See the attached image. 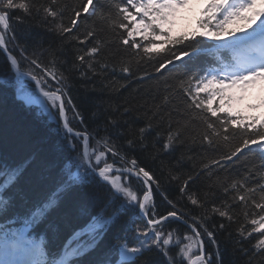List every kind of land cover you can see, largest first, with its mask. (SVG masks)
<instances>
[{"label": "snow or ice", "instance_id": "obj_1", "mask_svg": "<svg viewBox=\"0 0 264 264\" xmlns=\"http://www.w3.org/2000/svg\"><path fill=\"white\" fill-rule=\"evenodd\" d=\"M190 3L191 0H119L108 4L106 0H80L72 9L68 25L58 27L61 34H69L78 27L82 16L110 20L114 9L119 20L114 26L122 30L121 44L131 50L133 57H139L125 62L128 66L121 68L123 73L135 74L132 63L136 65L135 71L142 72L140 79L152 78L151 73L141 69L142 63L151 65L156 73L171 70L168 66L184 69L176 73L180 78L177 90L188 102L189 111L204 114L201 117L204 124L202 143L219 150L220 142L228 141L236 129L247 137H242L230 151L212 161L219 166L221 161L228 164L238 158V154L251 145L264 150V114L244 115L232 109L234 100L243 99L234 90L246 92L250 86L264 85V0H207L199 21L203 30L173 36V17ZM65 10L57 0H45L40 5L33 0H0V51L6 54L10 76L4 84L14 87L15 99L26 107L37 106L41 115L47 112L49 118L55 120L56 134L67 145L58 160L39 165L35 154L20 161H9L0 156V264H137L139 258L153 248L164 257L165 264H215L211 259L215 253L205 252L204 238L216 245V252H219L216 229H223L224 225L209 226L210 217L203 213L190 216L172 210L155 216L153 188L158 191L160 181L141 166L136 156L129 158L138 144L143 145L145 134L152 130L151 125L140 128L139 136L124 139L123 144L117 143L123 138L121 136L117 140H113L110 133L99 136L100 131L107 133V128L98 129L93 134L84 124V117L76 110L71 97L66 95L65 87L46 90L50 87L47 82L31 72H22L20 60L11 55L7 44H16L10 24L14 11L24 13V16L15 18L16 23H24L32 13L39 15L41 12L47 23L49 18L62 17ZM94 35L89 31L84 40L80 41L78 37L77 40L85 43ZM19 50L21 59L41 68L43 76L50 77L58 85L63 83V76L58 79L54 70L25 56L23 48ZM209 50L215 54L213 63L198 65L199 58ZM98 51L99 45H96L86 54H97ZM223 51L233 54L230 60L220 55ZM77 59L83 64V55ZM51 63L54 65L55 61ZM88 67L90 69L91 65ZM24 76L34 81L39 95L20 86ZM202 95L204 100L200 99ZM164 99L167 101L168 98ZM68 105H71L73 119L79 121L83 130L69 126ZM262 107L264 97L259 103L248 105L250 109ZM221 115L226 118L221 119ZM212 117L216 118L215 121H211ZM107 123L113 122L109 120ZM234 125L236 129L229 132ZM180 135L169 131L164 149L170 151ZM90 140L93 143L90 144ZM198 176V173L188 174L179 191L181 197H186L193 206L203 208L197 194H189L188 186L194 184ZM230 187L237 189V182ZM227 191L226 188L225 193ZM247 191L252 195L233 199L244 203L257 218L249 221V213H245V223L240 224L237 234L242 240L257 235L259 239L252 249L261 254L264 253V184L259 186L260 203L254 198L256 189ZM167 203L175 209L172 201ZM73 206L80 223L65 233L61 221L68 218V209ZM137 210L144 218L145 228L143 231L133 228L136 242L129 245L128 238L119 233L109 239L121 217ZM211 211L234 222L229 214L231 205L226 202H222L221 207L213 204ZM185 216L192 220L191 224L183 220ZM169 220L183 222L192 235L180 237L176 231L165 233L163 225ZM246 225L250 230H246ZM173 248L177 249L175 254H171ZM241 251L247 253L246 249Z\"/></svg>", "mask_w": 264, "mask_h": 264}, {"label": "trees", "instance_id": "obj_2", "mask_svg": "<svg viewBox=\"0 0 264 264\" xmlns=\"http://www.w3.org/2000/svg\"><path fill=\"white\" fill-rule=\"evenodd\" d=\"M33 2L40 5L45 0H33ZM57 2L66 9L65 14L56 20L49 18L47 23L42 12L39 15L32 13L30 17L25 18L24 23L15 22V18L24 16V13L21 11L12 13L10 24L12 32L15 33L16 44L9 43V45L14 47L13 53L19 57L18 50L23 48L25 56L35 59L45 68L54 70L58 79L60 76L64 77L60 85L50 77L46 78L53 84L54 89L66 88V95L71 97L76 110L84 117V124L93 134L98 129L107 128L108 132L100 131L99 136L110 133L113 140L121 136L123 138L117 140V143L123 144L124 139L139 136L138 130L150 124L152 130L145 134L143 145L138 144L136 150L129 154V158L136 156L141 166H145L146 170H150L160 181L159 190L153 188L152 202L155 205V216L159 217L172 210H180L189 213L190 216L203 213L210 217L209 226L224 225L223 229H216L219 252H216V245L204 238L207 253H215L211 257L215 264H249L250 261L251 264H264V253L257 254L252 249V245L259 237L254 235L242 240L237 234L240 224L245 223V213H249V221L257 217L251 215L244 203L233 199L240 195H252L247 191L252 188L256 189L254 195L256 202H262L259 199V186L264 184V150L258 145H251L228 164L221 161L219 166L214 165L212 161L218 160L225 152L230 151L242 137H247L234 125L229 129V132L236 129L234 135L230 136L228 141H221L219 150H213L202 143L204 124L201 117L204 114L199 111H189L188 102L177 90L180 78L176 73L184 69L168 66L171 70H161V73H156L151 65L142 63L141 69L151 73L152 78L140 79L142 72L135 71L136 65L132 63L131 67L135 74L123 73L121 68L128 66L125 62L135 61L139 57H133L130 54L131 50L125 49L121 44L122 30L114 26L119 23L115 10L113 9L110 20L82 16L77 28L69 34H61L58 26L68 25L72 17V9L79 5L80 0H57ZM118 2L119 0H106L108 4ZM89 31L95 33L94 37L89 38L85 43H80L77 37L82 41ZM185 32H189L186 27L184 30H175L172 35L179 36ZM96 45H99L97 54H86ZM80 55L84 56L83 64L77 59ZM214 55H212L213 61ZM52 61H55L54 65ZM210 61L211 58L204 55L199 58L198 65L208 64ZM88 65H91L90 69ZM8 66L6 55L0 51V77L9 75ZM23 70L42 73L41 68L38 69L28 62H24ZM168 89L170 90L166 91ZM165 97L168 98L167 101ZM200 99L204 100L205 97L202 95ZM126 109L128 111H125ZM67 116L69 124L74 129L83 130L79 121L73 119L71 105H68ZM225 118L221 115V119ZM215 119L212 117L211 121ZM109 120L113 122L110 125L107 123ZM55 128V121L46 113L41 115L37 106L26 107L15 99L14 87L0 83V156L9 161H20L35 154L37 165L58 160L62 152L67 150V145L56 134ZM169 131L173 135L177 132L181 135L178 141L173 142L171 150L166 151L163 145L167 142ZM99 136L96 138L98 139ZM109 162H112L111 158ZM197 173L199 176L195 183H190L188 186L189 194L196 193V198L204 205L203 208L193 206L186 197H181L179 191L187 175ZM234 182H237V189L230 187ZM226 188L227 193H225ZM167 201H172L175 209ZM222 202L231 205L229 214L232 215L234 222L212 213V205L221 207ZM68 212V218L61 221L65 233L70 232L80 223L75 216L74 206L69 207ZM183 219L192 223L188 216ZM164 225H169L168 229L176 231L180 237L192 234L188 227L177 221L169 220ZM135 227L141 231L145 228L144 218L138 210L123 215L119 224L109 234V239L113 234L119 233L126 236L131 245L136 242L133 231ZM246 230H250L247 225ZM241 249H246L247 253ZM176 251L177 249L173 248L171 254H175ZM141 262L165 264L164 257L155 248L146 251L137 264Z\"/></svg>", "mask_w": 264, "mask_h": 264}, {"label": "rangeland", "instance_id": "obj_3", "mask_svg": "<svg viewBox=\"0 0 264 264\" xmlns=\"http://www.w3.org/2000/svg\"><path fill=\"white\" fill-rule=\"evenodd\" d=\"M192 1L194 3L196 2V0H192ZM197 3L198 2H196L195 4H197ZM192 5L190 7L187 6L185 8H182V9H180L177 12V14L175 16L174 23H173V26H174L173 28L180 29L181 26L186 25V24H189V21H188V18L189 17H195V12L192 10ZM7 47L11 50V55L17 57V54L13 53V50H15L14 47L13 46H10L9 43L7 44ZM18 55L20 57V58L19 57H17V58H18V60H20V68H21V71L22 72H30V71H26V70L24 71L23 70V68H24V62H28L29 63V61L28 60H22L21 59V52L19 50H18ZM38 69H40V68H38ZM32 75L33 76H36L38 78H42L43 80H45L47 82V84L50 87L47 88L46 90H49V91L55 90L54 87H53V84L50 83L49 80L46 78V76H43L42 73H40V72H34V73H32ZM21 81H22V83L20 85L21 87L26 88L28 91L33 92L35 95H39V90L35 88V83H34V81L31 80L30 77L24 76V77L21 78ZM235 91H236V95L237 96H243V99L242 100H240V99L234 100L232 102V108L238 107V108H245L246 110H249V111H253L254 109L248 108V105L249 104H253V103H259L261 97H264V85H261V84H256L255 86H250L249 89L246 92H243L240 89H236ZM41 99H43V98L41 97ZM42 106L43 105H41L40 107H42ZM257 110H260V112L262 114H264V107L259 108V109H256L255 111H257ZM45 113L48 115L47 112H45ZM69 126H70V124H69ZM91 142H92V140H91ZM77 143L79 144V142H77ZM134 190H135V188H134ZM168 226L169 225H163V229L162 230L165 233L171 231L170 229H168ZM186 235H192V234H186ZM184 243H187V241H184Z\"/></svg>", "mask_w": 264, "mask_h": 264}]
</instances>
